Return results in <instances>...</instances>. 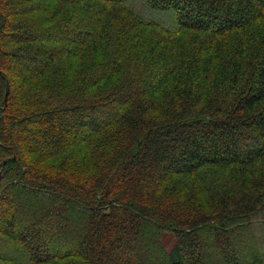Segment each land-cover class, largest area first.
Masks as SVG:
<instances>
[{
	"label": "trees",
	"instance_id": "1",
	"mask_svg": "<svg viewBox=\"0 0 264 264\" xmlns=\"http://www.w3.org/2000/svg\"><path fill=\"white\" fill-rule=\"evenodd\" d=\"M1 41L0 264H264V0H0Z\"/></svg>",
	"mask_w": 264,
	"mask_h": 264
},
{
	"label": "rangeland",
	"instance_id": "2",
	"mask_svg": "<svg viewBox=\"0 0 264 264\" xmlns=\"http://www.w3.org/2000/svg\"><path fill=\"white\" fill-rule=\"evenodd\" d=\"M223 16V15H222ZM165 23H166V25L167 26H170L169 24L170 23H172L171 21H170V18L169 17H167V18H165ZM167 23H169V24H167ZM1 43L3 44V45H0V47H2V46H5L6 45V42H4V41H1ZM7 46V45H6ZM2 49V48H1ZM5 49V48H4ZM4 51H3V49L1 50V53H3ZM24 63L25 62H23L21 65L20 64H17V63H15V64H13V62H12V59H6L5 60V58L3 59V61L1 62V67L3 68V70H5L6 72H7V67H11V68H13V67H16V71H17V73H25V66H24ZM10 74V73H9ZM11 75V74H10ZM11 81H12V78H11ZM48 139H50V138H48ZM50 141H51V139H50ZM14 194H15V196H17V195H19L20 193H15L14 192ZM33 197V196H32ZM76 197H82V193L81 192H77L76 193ZM29 199V198H28ZM81 205V204H80ZM71 214H68V213H66V212H63L62 213V217H63V221H69L70 219H71V216H70ZM50 225H53V224H51L50 223ZM24 229L23 228H21L20 227V233H21V235H20V237H21V239L23 238V236H24ZM172 234V233H171ZM172 236H173V234H172ZM71 237H74V241H76V240H78V239H80V237H77V235L76 234H71ZM170 234H168L167 235V238H168V240L170 241ZM257 237H260V235H257ZM257 237H255V239H256V241H257ZM249 238H251L252 239V237H249ZM28 239H32L31 237H29ZM254 241V240H253ZM252 241V242H253ZM256 241L255 242H253L252 244L248 241V240H245V241H243L242 243H239V242H237V241H235V243H236V245L239 247V246H242L240 249H243V253H245V252H249V251H255L256 252V250L258 249V245H257V243H256ZM173 242H174V236H173V241H172V245H173ZM260 242V241H259ZM33 245V244H32ZM171 245V246H172ZM171 248V247H170ZM4 249V250H3ZM30 249H32L31 247H30ZM5 251L6 249L4 248V247H1L0 248V251ZM7 253H11V251H9V252H7ZM22 253H24V252H22ZM113 256L114 257H118V256H120V253L119 252H115V253H113ZM152 257L149 259V262H158L159 260L160 261H162V259H161V257H160V255L158 254V253H155V254H153V255H151ZM19 258L20 259H25V257L24 256H22V257H20L19 256ZM138 258H140V256L138 257ZM241 260H244V259H240L239 260V262L241 261ZM245 261H248V259L246 260L245 259ZM143 264V263H142Z\"/></svg>",
	"mask_w": 264,
	"mask_h": 264
}]
</instances>
